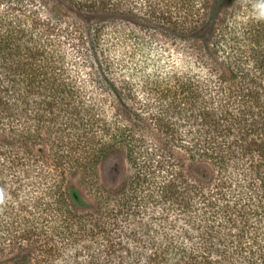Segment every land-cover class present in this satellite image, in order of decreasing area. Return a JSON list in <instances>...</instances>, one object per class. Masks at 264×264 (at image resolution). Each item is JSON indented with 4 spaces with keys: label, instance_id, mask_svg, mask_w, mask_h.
Returning <instances> with one entry per match:
<instances>
[{
    "label": "trees",
    "instance_id": "obj_1",
    "mask_svg": "<svg viewBox=\"0 0 264 264\" xmlns=\"http://www.w3.org/2000/svg\"><path fill=\"white\" fill-rule=\"evenodd\" d=\"M10 1L0 264H264V0Z\"/></svg>",
    "mask_w": 264,
    "mask_h": 264
},
{
    "label": "rangeland",
    "instance_id": "obj_2",
    "mask_svg": "<svg viewBox=\"0 0 264 264\" xmlns=\"http://www.w3.org/2000/svg\"><path fill=\"white\" fill-rule=\"evenodd\" d=\"M3 1H6V0H3ZM16 0H11L9 3H13V2H15ZM39 1H41V0H39ZM44 2H46V5H44V7L43 8H41V7H39L38 5L36 6H32L31 5V7L29 6V7H27V8H32L33 9V11H35V15L37 14V15H39L40 17H44V16H49V15H53V12L56 10L59 14H61V13H65V16L67 15H69V13H71L72 11L70 10V9H68V8H66V6L61 2V0H43ZM4 5V6H3ZM5 13V4L4 3H0V16L1 15H3ZM62 15V14H61ZM80 16V15H79ZM18 17H20L19 15H18ZM83 20H87V19H85L86 17H82V16H80ZM171 52V55L169 56V60L170 61H172V60H174V57L176 56L175 54L176 53H174V54H172L173 53V50H171L170 51ZM113 165V164H112ZM115 167L114 166H106V167H104L103 166V169L104 170H108V174L107 175H109V174H111V172H109V170H111V169H114ZM105 171V172H106ZM114 180H116V179H113V181Z\"/></svg>",
    "mask_w": 264,
    "mask_h": 264
}]
</instances>
